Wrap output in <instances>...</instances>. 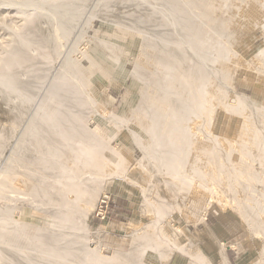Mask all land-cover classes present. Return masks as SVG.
<instances>
[{
	"label": "rangeland",
	"instance_id": "obj_1",
	"mask_svg": "<svg viewBox=\"0 0 264 264\" xmlns=\"http://www.w3.org/2000/svg\"><path fill=\"white\" fill-rule=\"evenodd\" d=\"M9 1L11 3L15 1L18 5L19 1L25 0ZM9 1L0 0V73L17 78L21 73L28 71V79L37 81L45 79L46 86L52 80L57 81L56 74L59 72L65 52L62 55H56L60 47L56 42L57 34L53 32V26L50 22L47 23L41 13H25ZM88 1L89 5L81 17L78 28L65 42L63 51L70 50L74 60L69 67L70 72L62 75L63 79L59 80V96L69 101L66 102L68 105L75 106V115L72 116L71 112H62L58 123L57 121L48 122L42 115L37 117L38 129L30 136V141L24 144L28 152L27 161L23 158V152L18 153L11 160L12 168H16L22 174L31 172L26 177L28 181L23 179L25 176L20 177L18 188L10 189L8 192L1 191L0 209H11L12 206V214L15 218H23L37 228L47 227L49 230H46L49 232L44 236L51 235V237L48 239L45 237L44 240L49 241L54 238L58 242H68L70 250L87 244L89 248L95 249V252L97 251L96 253L106 262L177 264L178 260H181V264H228L227 254L232 251V248L240 247L250 259L248 264L256 263L264 252V221H262L264 216L263 219L251 216L250 221L247 219L250 210L239 212L237 206L239 201L243 202L252 197L244 189V183L242 184V182L247 184L248 174L235 173L242 159L254 162L248 154L254 153L255 149L260 147V140L264 138V129L263 132L259 129L260 123L264 125V120L259 121L261 117H257L256 113L249 109V103H254L259 107V112L264 114V82L260 81L264 78V56H256L257 52L264 47V27H262L264 0H155L166 4L181 17H186V22L191 26L186 32L189 41L195 42L198 46L202 45V48L214 50L219 57L221 56L223 60L220 59L221 61L216 63L220 71L223 69L219 77L210 73L200 74L196 71L195 62L188 58L185 62H179L169 52L161 51L156 43H152L146 32L140 35L135 32V22L141 28L164 22L163 15L143 0H101L100 7L95 10L92 8L96 0ZM184 3L187 5H183ZM90 15H94V18L88 25ZM114 37V41L123 47L120 56L126 60V68H134L135 65L140 64L143 71L147 70L145 74L143 73L146 75L144 80L126 78L128 71L123 72L116 65L114 54L118 52L112 53L101 42V40L112 41ZM170 38L179 42V37L175 33H172ZM139 46L142 47L138 52ZM227 46L230 47L227 48ZM179 47L185 49L182 42ZM167 68L170 73L167 72ZM151 79L155 81L151 83ZM211 80H213L212 84H210ZM193 84L194 87L191 86ZM160 87L176 90L193 104L192 107L202 93H207L208 109L200 113L193 111L194 116H197L194 120H198L197 123L195 125H193L194 121L185 123L181 130L178 127L181 125L175 119L164 123V118L162 125H159L162 138L158 139L149 131L147 132L146 124L149 120L147 112L151 103L147 102L143 105L141 97L144 91L150 93L149 95L152 94L153 103L161 108L160 111H165L164 115L168 117L173 113L174 108L168 96L159 89ZM212 91L218 95L216 96ZM256 91H259L257 100L254 99L257 95ZM10 99V95L0 94V156L2 155L1 163L3 164L17 139L20 145L28 135L25 125L32 124L29 119L31 112H26L20 104L13 103ZM149 101H151L150 98ZM94 105L97 106V110ZM213 105L216 109H213ZM106 109L116 116V121L113 122L99 114ZM137 112L139 116L135 115ZM212 117H216L215 120ZM242 126L246 127L245 131L248 133L244 135L241 133ZM130 128L139 134L144 146L151 147L152 160L146 157L143 145L140 146L137 143ZM59 131L64 134V137L57 133ZM173 131L176 132L173 133ZM169 133H171L170 137ZM44 134L46 142L56 145L60 152H63L61 163L54 169V175L59 176L63 166L68 164L67 167L78 175L72 177L68 190H54L57 183L54 182V184L53 181L43 182L44 186L50 187V191H42L40 187L42 183L38 182L39 178L34 172L39 164L34 159L38 152H42L40 147L42 139L39 135ZM221 139L226 142L222 143ZM204 147L206 149L212 147L214 162H217V165L201 160ZM162 150L168 151L163 162ZM80 151L89 156L87 162L76 161ZM263 155L264 151L261 157ZM227 171L229 173L223 175ZM243 172L247 173L248 170ZM232 173L234 175H231ZM86 174L90 175L87 177V189H81V183L77 179ZM207 174L210 178L214 177V180L206 181V186L201 183L207 193L202 191L203 199H199L194 196L196 185L194 176L200 175L204 179L203 176ZM222 175L224 177H221ZM214 182H218L219 188L225 186L224 189L228 190L231 198L226 203L225 201L222 203V199L218 197V191L212 189ZM38 183L40 186H37ZM170 183H173V186ZM27 184L30 190L23 187ZM239 187L243 190L236 202L233 197ZM144 188L146 189L143 190ZM195 189L199 191L198 188L195 187ZM69 191L74 192V198L82 197L85 203L83 201L80 204L78 200H72L73 196L71 199L69 197L71 195H66ZM228 192L226 191L227 194ZM104 193L111 194L112 200L107 216L102 218L97 216V207ZM40 200L45 201L49 208L37 207L36 202ZM5 203H8L7 206ZM190 203L191 206L188 207ZM65 208L66 210L61 211ZM209 212L218 215L219 224L212 232V240L208 241L210 245L206 247L204 243L199 244V234H195L193 229ZM244 213L246 216L243 217ZM53 217L58 219L56 224L53 223ZM54 227L61 230L69 227L77 232V235H54ZM259 230L263 236L258 235ZM44 236L38 237L37 240L43 241ZM210 247L213 258L212 252L209 253ZM120 252L131 254L135 259L134 263L120 256L118 254Z\"/></svg>",
	"mask_w": 264,
	"mask_h": 264
},
{
	"label": "bare ground",
	"instance_id": "obj_2",
	"mask_svg": "<svg viewBox=\"0 0 264 264\" xmlns=\"http://www.w3.org/2000/svg\"><path fill=\"white\" fill-rule=\"evenodd\" d=\"M9 1V0H7ZM12 1V0H11ZM101 0H96L93 6V10H95L96 8L100 7V2ZM146 4H149L152 6V8H154L157 12H159L161 15H163L162 17L164 18V22L161 24H156L154 26H149L146 28H141L139 26V24H137V22H135V32H137L138 35L143 34L144 32L147 33V35L149 36L150 40L152 43H156L160 48L161 51L163 52H169L171 54V56H174L179 62L182 61H186L185 59H190L191 61L196 63V71L199 72L200 74L204 75L206 73H210L215 77H219V73L223 70H219L217 68L216 63L221 61L220 59L221 56L219 57L216 52L214 50H209L206 48H202L201 46H198L195 42L189 41L187 39L188 34H186L187 30L191 28V26L188 24V22H186L185 18L181 17L179 15L178 12L173 11L172 9L169 8V6H167L166 4L159 2V1H155V0H143ZM248 1V0H246ZM4 2V0H3ZM10 2V1H9ZM18 3V5L15 4L14 2H10V4H13V6H17L19 9L23 10L25 13H30V12H39L41 13L44 18L46 19L47 23L50 22L51 25L53 26V32H55L57 34V44L60 47V50L56 53V55H62L63 52H65V55L63 56V58L61 59V64L59 67V72L56 74L57 76V81L54 82V80H52L47 86L45 79L44 80H30L28 79L29 77V72L25 71L23 73H21L19 75V77L15 78L12 75L9 74H4V73H0V94L1 93H5L11 96V101L13 103L16 104H20L22 106V108L28 113L31 112L30 115V122L32 124H27L25 125V129L28 130V135L24 138L23 142L19 145V140L17 139L15 146L11 149V152L9 154V156L6 159V162L3 164L1 163V158L2 155L0 156V193L1 191H5L7 190H15L16 188H18L19 186V178L20 177H24L23 179H27L26 177L29 175V173L31 172H24L23 174L21 172H19L18 170H16V168H12V164H11V160H13L15 158L16 155L21 154V152H23V158L27 161L28 158V152L27 149H25L24 144L27 143L28 141H30V136L33 134L34 131H36L38 129V122H37V117L39 115H42L43 117H45L44 119L48 122H55L60 121V115L63 114L62 112H71L72 116L75 115V106L74 105H68L67 103L69 101L67 100H63L60 98L59 96V80L63 79L61 76L70 72L69 71V67L70 65L73 63V58L71 57V51L69 50L68 52L63 51L64 50V46H65V42L66 40L69 39V36L71 35V33H73L77 28L78 25L81 21V17L84 14L85 9L88 7L89 5V1L88 0H36V1H24ZM125 3V2H124ZM243 3V2H242ZM241 3V4H242ZM129 4V3H128ZM117 5V4H116ZM185 5V3L183 4ZM187 5V4H186ZM185 5V6H186ZM5 6V5H4ZM174 6V5H173ZM118 7V6H117ZM126 7V6H125ZM129 7V6H128ZM172 7V6H171ZM183 7V6H182ZM4 8V7H3ZM123 8V7H122ZM121 8V9H122ZM240 8V6H239ZM176 9V8H175ZM118 10V9H117ZM131 10V9H130ZM253 10V9H252ZM101 11V10H100ZM127 11V10H126ZM129 11V10H128ZM237 11V9H236ZM99 12V11H98ZM121 12V11H119ZM133 12V11H131ZM238 12V11H237ZM236 12V13H237ZM22 13V12H21ZM24 13V14H25ZM127 13V12H126ZM235 13V14H236ZM115 14V13H112ZM31 15V14H30ZM28 16V15H27ZM39 16V15H38ZM115 16V15H114ZM127 16V15H125ZM124 16V17H125ZM130 16V14H129ZM195 16V15H194ZM160 17V16H159ZM235 17V16H234ZM245 17V16H244ZM94 18V15H90L89 20L87 21V24L90 25L91 20ZM106 18V17H105ZM132 18V17H130ZM26 19V18H25ZM111 19V18H109ZM244 19V18H243ZM106 20V19H105ZM128 20V19H127ZM136 21V20H135ZM242 21V20H241ZM123 22V21H120ZM127 22V21H126ZM29 23V22H28ZM83 23V22H82ZM127 24V23H126ZM129 24V23H128ZM127 24V25H128ZM260 24V23H259ZM2 25V24H1ZM125 25V24H124ZM130 25V24H129ZM128 25V26H129ZM134 25V24H133ZM149 25V24H148ZM239 25V24H238ZM126 26V25H125ZM132 26V25H131ZM146 26V24H145ZM217 26V25H216ZM127 27V26H126ZM262 27H264V24H262ZM131 28V27H130ZM195 28V27H194ZM227 28V26H226ZM239 28V27H238ZM248 28V27H247ZM245 28V29H247ZM133 29V28H132ZM220 29V28H217ZM224 29V28H223ZM13 30V29H12ZM14 31V30H13ZM133 31V30H132ZM201 31V30H200ZM18 33V32H17ZM177 35L179 37V42H176L175 40H171V34ZM211 33V32H210ZM214 33V32H213ZM229 33V31H228ZM233 33V31H232ZM27 34V33H26ZM132 34V33H131ZM203 34V33H202ZM215 34V33H214ZM231 34V33H230ZM217 35V34H215ZM254 35V34H253ZM147 36V38H148ZM210 36V35H209ZM112 37V36H111ZM144 37V35H143ZM245 37V36H244ZM28 38V36H27ZM34 38V37H33ZM133 38V37H132ZM135 38V37H134ZM203 38V37H202ZM234 38V37H233ZM30 39V38H29ZM28 39V40H29ZM32 39V38H31ZM201 39V38H200ZM226 39V38H225ZM229 39V38H228ZM249 39V38H248ZM115 37L113 38L112 41H106V40H101V42L107 46L108 49H110V51L112 53L114 52H118V54H114L116 57L115 62L116 65L120 68L121 71L123 72H127L126 78L130 77L133 79H145L144 76L146 77V75H144L145 71L142 70L141 65L137 64L135 65L134 68H126V60H124V58H122L120 56L121 51L123 50L122 45H120L119 43H116L115 41ZM203 40V39H202ZM219 40V39H218ZM236 40V39H235ZM24 41V40H23ZM200 41V40H199ZM207 41V40H206ZM220 41V40H219ZM147 42V41H146ZM180 42H182V44L185 46V49H181L179 47ZM198 42V41H197ZM222 42V41H221ZM220 42V43H221ZM87 43V42H86ZM143 43V42H142ZM141 43V44H142ZM145 43V41H144ZM143 43V44H144ZM209 43V42H208ZM242 43V42H241ZM32 44V43H31ZM56 44V43H55ZM146 44V43H145ZM200 44V43H199ZM225 44V43H224ZM223 44V47L225 46ZM36 45V44H35ZM227 45V44H226ZM150 46V45H149ZM147 46V47H149ZM206 46V45H205ZM209 46V45H208ZM220 46V45H219ZM238 46V45H237ZM142 47V46H141ZM141 47H138V52L141 51ZM146 47V46H145ZM230 47V46H229ZM227 46V48H229ZM213 48V47H212ZM226 48V49H227ZM145 49V48H144ZM35 51V50H34ZM40 51V50H39ZM36 52V51H35ZM40 53V52H39ZM156 53V52H155ZM239 53V52H238ZM45 54V53H44ZM163 54V53H162ZM168 54V53H167ZM222 54V53H221ZM219 54V55H221ZM46 55V54H45ZM153 55V54H152ZM155 55V54H154ZM257 57H263L264 56V47L259 50V52H257L256 54ZM168 58V57H167ZM91 59V58H90ZM166 59V58H165ZM239 59V58H238ZM252 59V58H251ZM3 60V59H2ZM223 60V59H222ZM240 60V59H239ZM249 61V60H248ZM251 61V60H250ZM175 62V61H174ZM183 62V64H184ZM244 61H242L243 63ZM82 63V62H81ZM224 63V62H223ZM226 63V61H225ZM236 63V62H235ZM241 63V60L240 62ZM251 63V62H250ZM249 63V64H250ZM167 64V63H166ZM171 64V63H170ZM182 64V65H183ZM220 64V63H219ZM222 64V63H221ZM186 65V64H185ZM226 65V64H225ZM233 65V64H232ZM241 65V64H240ZM252 65V64H250ZM224 66V65H223ZM243 66V65H242ZM245 66V65H244ZM247 66V65H246ZM245 66V67H246ZM87 67V66H86ZM193 67V66H192ZM221 67V66H220ZM253 67V65H252ZM145 68V67H144ZM153 68V67H152ZM166 68V66H165ZM184 68V67H183ZM190 68V67H189ZM195 69V68H194ZM256 69V68H254ZM182 70V69H181ZM180 70V71H181ZM187 70V69H186ZM189 70V69H188ZM190 70H192V68H190ZM143 71V72H142ZM154 71V70H153ZM178 71V70H177ZM193 71V70H192ZM7 72V71H6ZM165 72V70H164ZM167 72L168 68H167ZM165 72V73H167ZM144 73V74H143ZM157 73V72H156ZM170 73V72H169ZM177 73V72H176ZM179 73V72H178ZM191 73V71H190ZM195 73V72H194ZM193 73V75H194ZM260 73V72H259ZM258 73V74H259ZM153 74V72H152ZM223 74V72H222ZM182 75V74H181ZM263 75V74H262ZM55 76V77H56ZM176 76V75H175ZM260 76V74L258 75ZM73 77V76H72ZM154 77V74H153ZM194 77V76H193ZM152 78V77H151ZM164 78V77H163ZM178 78V77H175ZM259 78V77H258ZM66 79V78H65ZM149 79V78H147ZM153 79V78H152ZM151 79V83L154 82ZM158 79V76H157ZM205 79V78H204ZM150 80V79H149ZM160 80V79H159ZM158 80V81H159ZM168 80V79H167ZM220 80V78H219ZM258 80V79H257ZM177 81V79H176ZM194 81V80H193ZM212 82H210V84L213 83V80H211ZM222 81V80H221ZM260 81L264 82V78H261ZM147 82V80H146ZM150 82V81H148ZM196 84L197 81L195 80ZM150 83V84H151ZM160 83V82H159ZM157 83V84H159ZM223 83V82H221ZM148 84V83H147ZM148 84V85H150ZM160 85V84H159ZM178 85V84H177ZM70 86V85H69ZM146 86V85H145ZM194 87V84L191 85ZM149 87V86H148ZM69 88V87H68ZM167 88V87H166ZM166 88H159L162 90V92H164V94H166V96H168L169 100L172 102V107L174 108V111H172L173 113L171 115H168V117H166L165 111H160L161 108H159V106H157L155 103H153V97L152 94L149 95L146 91H144L142 93V97H141V102L143 103V105H145V103L150 102L151 105L150 109L148 110L147 113H149V118H147V114H146V118L149 119L148 120V124H146V128L148 129L147 132L149 131L151 134H153V136H155L158 139H161L162 137V132H160L159 129V125H162L161 122L162 120L165 118L164 123L167 122H171L172 119H175V121L181 125L178 126L179 129L181 130V127L184 128L183 124L190 122V121H194L195 119H197V116H194V112H201L204 111L206 109H208V105H207V93H202L200 95V97H198V95L196 94V97H198L196 99V104L192 107L193 104H191V102L187 101L186 99H184L176 90H171V89H166ZM179 89V88H178ZM217 89V87H216ZM150 90V88H149ZM211 90V89H210ZM213 90V89H212ZM215 90V89H214ZM156 92V91H154ZM211 92V91H210ZM214 93V91H212ZM220 92V91H219ZM216 94V93H214ZM256 96H254V99L257 100L259 98V91H256ZM155 95V94H154ZM218 95V93L216 94V96ZM150 96V97H149ZM149 98L151 99V101H149ZM163 98V97H162ZM167 99V98H166ZM212 100V99H211ZM71 101L73 102V98H71ZM67 102V103H66ZM165 102V101H164ZM222 103V102H221ZM161 104V103H160ZM214 104V103H213ZM164 105V104H163ZM166 105V104H165ZM170 105V104H169ZM221 106V104H219ZM17 106V105H16ZM137 106V105H136ZM214 106V105H213ZM212 106V107H213ZM217 106V105H216ZM95 110H97V106H95ZM163 107V106H162ZM21 108V107H20ZM169 108V107H168ZM171 108V107H170ZM169 108V109H170ZM172 108V109H173ZM215 108V106L213 107V109ZM216 109V108H215ZM249 109H251L254 113H256L257 117H261L258 118L259 121H263L264 120V114H262L261 112H259V107H257L254 103H249ZM21 110V109H20ZM217 110H219L217 108ZM248 110V109H247ZM246 110V111H247ZM194 111V112H193ZM216 112V110H213ZM21 113V112H20ZM100 115H103L105 117H107L108 119H110L111 121H116V116H114V114L110 113L109 110H105V112L100 113ZM217 114V113H216ZM215 116H218L216 115ZM133 115V114H132ZM136 116H139L138 112L135 113ZM145 115V114H144ZM206 115V114H205ZM245 115V114H244ZM172 116V117H171ZM213 116V115H212ZM230 116V115H229ZM40 117V116H39ZM231 117V116H230ZM209 118V115H208ZM213 118V117H212ZM216 118V117H214ZM213 118V119H214ZM136 119V118H135ZM140 120V119H139ZM215 120V119H214ZM198 120L194 121L193 125H195V123H197ZM210 121V120H209ZM27 122V121H26ZM92 122V121H91ZM137 122V121H136ZM200 122V121H199ZM99 123V122H98ZM123 123V122H122ZM204 123V122H203ZM209 123V122H208ZM249 123V122H248ZM65 124V123H64ZM91 124V123H90ZM186 124V125H187ZM202 124V122H201ZM141 125L143 126V124L141 123ZM172 125V124H171ZM191 125V126H193ZM247 125V124H246ZM5 126V125H4ZM170 126V125H168ZM175 126V124H174ZM21 127V126H20ZM43 127V126H42ZM144 127V126H143ZM165 127V126H164ZM173 127V126H172ZM215 127V126H214ZM264 125H262L260 123L259 129L260 131L263 132V128ZM45 128V127H44ZM66 128V127H65ZM173 128H177V127H173ZM204 128V127H203ZM245 126L241 127V133L244 135L248 132H246ZM18 129V128H17ZM167 129H169V127H167ZM208 129V128H207ZM212 129V126H211ZM227 129V128H226ZM250 129V128H249ZM12 130V129H11ZM19 130V129H18ZM25 130V131H26ZM74 130V129H73ZM90 130V129H89ZM131 132L135 138V140L137 141V143L141 146L143 145V141L140 139L139 134L134 131L133 129H131ZM174 130V129H173ZM187 130V129H186ZM193 130V128H192ZM195 130V129H194ZM13 131V130H12ZM11 131V133H12ZM76 131V130H75ZM177 131V130H176ZM176 131H173L176 132ZM253 131V129L251 130ZM20 132V131H19ZM22 132V130H21ZM48 132V131H47ZM146 132V133H147ZM25 133V132H24ZM59 135L64 137V134L59 131L57 132ZM98 133V132H97ZM20 134V133H19ZM168 134V133H167ZM169 133V137H170ZM206 134V133H205ZM262 134V133H260ZM78 135V134H77ZM54 136V135H53ZM224 136V135H223ZM242 136V135H241ZM12 137V134H11ZM39 137H41L42 139V143L40 144V147L42 148V152L39 153L36 157V159H34L36 162H38V169H36L34 172L37 176V178H39L38 182L42 183V185L40 186L39 183L37 184V186H40L42 191H50V187H46L43 185V182L48 181V182H56L57 186L54 187V190L59 191L60 189H66L68 190L70 188V184L72 182V177L73 176H78L77 174H75L74 171H72V169L70 167L67 166H63L62 172L59 176H55L54 172L56 169V165L61 163V156L62 153L60 152V149L56 146V145H52L49 144L48 142L45 141L46 139V135H39ZM99 137V136H98ZM154 137V138H155ZM243 137V136H242ZM241 137V139H242ZM18 138V137H16ZM15 138V140H16ZM81 138V137H80ZM92 138V137H91ZM153 138V137H152ZM165 138V137H164ZM227 138V137H226ZM244 138V137H243ZM262 138V137H261ZM33 139V138H32ZM100 139V138H99ZM168 139V138H167ZM208 139V138H207ZM213 138H211L212 140ZM224 139V138H223ZM221 139V140H223ZM264 139V138H263ZM260 140L261 142H257L260 144V147H257V149H255L256 151H254V153L248 154V157H250L254 162H247L244 159H242L239 164H238V171H236L235 174H242V175H247L248 174V181L247 184H245V182H242V184L244 183V189L246 191H248L249 195L252 197V199H247L245 201H239V203L237 204V206L239 207L238 210H240L239 212H243L244 210H250L249 217L247 219H249L251 221V216L256 218V219H263L264 216V155L261 157V153L264 151V140ZM5 140V139H4ZM155 140V139H154ZM157 140V139H156ZM163 140V139H162ZM161 140V141H162ZM56 141V140H55ZM103 141V140H102ZM109 141V140H108ZM158 141V140H157ZM168 141V140H167ZM33 142V141H32ZM87 142V139H86ZM89 142V141H88ZM160 142V141H159ZM165 142V141H164ZM223 142H226V140H223ZM9 143V142H8ZM35 143V142H34ZM95 143V142H92ZM136 143V144H137ZM154 143V142H153ZM199 143V142H198ZM204 143V142H203ZM216 143V142H215ZM230 143V141H229ZM244 143V142H243ZM246 143V142H245ZM244 143V144H245ZM250 143V142H249ZM255 143V142H254ZM253 143V144H254ZM164 144V143H163ZM240 144V143H239ZM238 144V145H239ZM61 145V144H60ZM94 145V144H93ZM201 145V143H200ZM199 145V147H200ZM210 145V144H208ZM225 145V144H224ZM248 145V144H247ZM252 145V144H251ZM95 146V145H94ZM98 146V145H97ZM161 146V145H160ZM246 146V145H245ZM60 147V146H59ZM105 147V146H104ZM145 152V155L147 158L149 159H153L152 153L150 152L151 147L149 146H142ZM234 147V146H233ZM32 148V147H31ZM218 148V147H216ZM230 148V147H229ZM227 148V149H229ZM241 148V147H240ZM114 149V148H113ZM212 149V147H211ZM211 149H206V147H204V149L202 150V159L206 162H209L210 164H214L217 165V162H214V156L212 153ZM248 149H250L248 147ZM253 149V148H252ZM3 150V149H2ZM94 150V149H93ZM106 150V149H105ZM237 150V149H235ZM241 150V149H240ZM73 151V150H72ZM173 151V150H172ZM222 151V150H221ZM249 151V150H248ZM158 152V151H157ZM168 151H163L162 150V155H161V160L163 162V160H165V158L167 157L166 154ZM171 152V151H170ZM196 152V151H195ZM233 152V150H232ZM240 152V151H239ZM251 152V151H250ZM36 153V152H35ZM65 153V152H64ZM151 153V154H150ZM174 153V152H172ZM176 153V152H175ZM227 153V152H226ZM32 154V153H31ZM66 155V154H65ZM79 158L76 159V161H84L87 162L89 160V156L85 155V153L83 151H80L78 153ZM97 155V154H96ZM101 155V154H100ZM233 155V154H232ZM241 155V154H240ZM245 155V154H244ZM243 155V156H244ZM64 156V155H63ZM195 156V155H194ZM235 156V155H234ZM246 156V155H245ZM244 156V157H245ZM232 157V156H231ZM230 157V158H231ZM228 158V157H227ZM239 158V156H238ZM64 159V158H63ZM66 159V158H65ZM159 159V158H158ZM198 159V158H196ZM233 159V158H232ZM246 159V158H245ZM262 159V161H261ZM32 160V159H31ZM238 160V159H237ZM4 161V160H3ZM199 161V160H198ZM216 161V160H215ZM65 162V161H64ZM80 162V161H79ZM170 162V160H169ZM202 162V161H201ZM222 162V161H221ZM232 162V161H231ZM229 162V163H231ZM197 163V162H196ZM2 164V165H1ZM75 166V164H74ZM167 167V166H166ZM233 167V166H232ZM248 170L247 173L243 172L244 170ZM203 169V168H202ZM206 169V168H205ZM204 169V170H205ZM230 167H228V171ZM160 170V169H159ZM211 170V169H210ZM236 170V169H235ZM251 170V171H250ZM208 171V170H207ZM225 172V174L223 175H227V173L229 172ZM234 171V170H233ZM241 171V172H240ZM162 172V171H161ZM196 174H199V172H196ZM195 174V175H196ZM23 175V176H22ZM221 177H224V176ZM231 175H234L233 173ZM90 175L86 176H82L81 178L77 179L80 183H81V189H87L86 185H87V177ZM238 176V175H237ZM204 179L202 177H200V175L194 176L195 179V183L196 185L194 186V196H197L199 199L202 198V191H206V188H204L203 186H201V183L203 185H207V182H210L211 179L214 180L213 178H210V175L207 174L205 176H203ZM241 177V176H240ZM77 178V177H76ZM230 178V177H229ZM235 178V177H234ZM239 178V177H238ZM22 179V178H21ZM228 179V178H227ZM31 180V178H30ZM218 180V179H215ZM225 180V179H224ZM223 180V181H224ZM24 181V180H23ZM22 181V182H23ZM28 181V179H27ZM166 181V180H163ZM32 182V181H31ZM220 182V180H219ZM254 182V183H253ZM35 183V182H34ZM37 183V182H36ZM153 183V182H152ZM226 183V182H225ZM30 184V182H29ZM33 184V183H32ZM48 184V183H47ZM55 184V183H54ZM173 186V183H170ZM177 184V183H176ZM53 185V184H51ZM218 182H214L212 189L213 190H217L218 191V197H220L221 202L223 203L225 201V203L228 201L230 197V194L228 192V190L223 188H219L218 187ZM26 186V187H25ZM143 186V185H142ZM23 187L27 190H30V186L27 185H23ZM85 187V188H84ZM175 187V186H174ZM196 188L199 189V191H196ZM210 187V186H207ZM230 185L227 186V189H229ZM142 188V187H141ZM179 188V186H178ZM211 188V187H210ZM76 189V188H75ZM146 188H144L143 190H145ZM241 190H243V188L239 187L237 188L236 194L233 197L234 201L237 202V200L239 199V196L241 195ZM192 191V190H191ZM226 191L228 192V194L226 193ZM231 191V190H230ZM13 192V191H12ZM34 192V191H32ZM194 192V191H192ZM190 192V193H192ZM19 193V191H18ZM35 193V192H34ZM64 193V192H63ZM62 193V194H63ZM23 194V192H22ZM36 194V193H35ZM38 194V193H37ZM71 195L69 196L74 201L78 200L80 204L85 203V200L81 198H74V192L69 191L66 195ZM148 194V193H147ZM193 194V193H192ZM28 195V192H27ZM247 195V194H246ZM3 196V195H2ZM22 196V195H21ZM26 196V195H25ZM30 196V195H29ZM40 196V194L38 195ZM63 196V195H62ZM191 196V195H190ZM202 196V197H201ZM13 197V196H12ZM23 197V196H22ZM21 197V198H22ZM68 197V198H69ZM152 197V196H151ZM207 197V196H205ZM204 197V198H205ZM238 197V198H237ZM20 198V197H19ZM44 198V197H43ZM47 198V197H46ZM23 199V198H22ZM25 199V198H24ZM42 199V198H41ZM48 199V198H47ZM56 199V198H54ZM53 199V200H54ZM203 199V198H202ZM218 199V198H217ZM13 200V199H12ZM17 200V199H15ZM21 200V199H18ZM38 200V199H37ZM32 202V201H31ZM48 202V201H47ZM173 202V201H172ZM89 203V202H88ZM167 203V202H166ZM6 204V203H5ZM4 204V205H5ZM8 204V203H7ZM6 204V206H7ZM22 204V203H21ZM30 204V203H29ZM36 206H40L42 208H46L48 206V204L43 201L40 200L39 202H36ZM52 204V203H51ZM65 204V203H64ZM57 205V203L55 204ZM88 205V204H87ZM90 205V204H89ZM182 205V204H181ZM227 206H229V204H225ZM33 206V205H32ZM65 206V205H64ZM191 206V203L189 204L188 207ZM236 206V205H235ZM9 207V206H8ZM193 207V205H192ZM57 208V207H55ZM233 208V207H232ZM237 208V207H236ZM84 209V208H83ZM235 209V208H234ZM12 206L11 209H0V264H117L114 262H106L104 260V258H102L101 255L97 254L95 252V249H91L86 245H80V247L76 248V249H72L70 250L69 246H68V242L62 241V242H58L56 240H54V238H52V240L46 241L44 240L45 237L48 239L49 237H51V235L49 237L44 236V235H48L47 227H43L44 229L41 228H37L35 226H32L28 223V221H26L23 218H15V216L12 214ZM66 210L65 209H61V211ZM22 211V210H21ZM49 211V210H48ZM59 211V210H58ZM81 211V210H80ZM17 212V211H16ZM248 212V211H247ZM57 213V212H55ZM60 213V212H59ZM67 213V212H65ZM238 213V212H237ZM244 213V214H245ZM243 215L244 216H246ZM67 215V214H66ZM69 216V215H67ZM240 216V215H239ZM82 218V217H81ZM84 218V217H83ZM52 219H54V224L57 223L58 219L55 217H53ZM245 219V218H244ZM63 220V219H62ZM68 220V219H67ZM264 221V220H262ZM262 223V222H261ZM36 224V223H35ZM39 224V223H37ZM77 224V223H76ZM264 224V223H263ZM51 226V225H50ZM42 227V226H40ZM264 228V227H263ZM47 229V230H46ZM255 229V228H254ZM54 235H61V236H65V235H69V236H74L77 235V232L71 230L69 227L66 229H58V227H54ZM51 231V230H50ZM53 235V234H52ZM258 235L259 236H263V233L260 232V230L258 231ZM40 236H44L43 237V241H38V237ZM79 237V236H78ZM68 240V239H66ZM46 241V242H45ZM71 242V241H70ZM71 246V245H70ZM101 252V250H100ZM260 253V252H259ZM263 254L260 255V258L257 260L256 263L254 264H263L264 263V252H262ZM120 256L128 259L130 262L134 263V258L131 254L126 253V252H120L118 253ZM107 257V256H106ZM191 258V257H190ZM119 259V258H118ZM138 260V259H137ZM136 260V261H137ZM194 262V261H193ZM197 264V263H195Z\"/></svg>",
	"mask_w": 264,
	"mask_h": 264
},
{
	"label": "crops",
	"instance_id": "obj_3",
	"mask_svg": "<svg viewBox=\"0 0 264 264\" xmlns=\"http://www.w3.org/2000/svg\"><path fill=\"white\" fill-rule=\"evenodd\" d=\"M219 224V217L216 215V213L209 212L205 215V217L198 222L193 229V232L195 234H199L198 240L199 244L204 243L206 247H208L210 244H208L209 239L212 237V232L217 229V225ZM236 241V240H235ZM230 248V247H229ZM211 253L212 248L210 247L209 250ZM212 258H213V252ZM228 255V264H248L250 259L247 256L244 249L238 247L237 249L232 248V251H230ZM181 260H178L177 264H181Z\"/></svg>",
	"mask_w": 264,
	"mask_h": 264
},
{
	"label": "built area",
	"instance_id": "obj_4",
	"mask_svg": "<svg viewBox=\"0 0 264 264\" xmlns=\"http://www.w3.org/2000/svg\"><path fill=\"white\" fill-rule=\"evenodd\" d=\"M112 200V195L108 193H104L98 202L97 207V216H100L102 218H105L107 216L108 208L110 205V202Z\"/></svg>",
	"mask_w": 264,
	"mask_h": 264
}]
</instances>
